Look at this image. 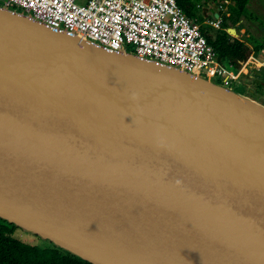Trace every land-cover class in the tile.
Wrapping results in <instances>:
<instances>
[{
	"label": "water",
	"instance_id": "obj_1",
	"mask_svg": "<svg viewBox=\"0 0 264 264\" xmlns=\"http://www.w3.org/2000/svg\"><path fill=\"white\" fill-rule=\"evenodd\" d=\"M241 77L0 7V220L88 264H264V104Z\"/></svg>",
	"mask_w": 264,
	"mask_h": 264
},
{
	"label": "built area",
	"instance_id": "obj_2",
	"mask_svg": "<svg viewBox=\"0 0 264 264\" xmlns=\"http://www.w3.org/2000/svg\"><path fill=\"white\" fill-rule=\"evenodd\" d=\"M81 3H78L80 2ZM0 7L24 14L55 31L78 35L112 52L137 55L199 73L230 87L242 74L264 68V50L239 71L221 63L201 32L220 30L222 20L192 22L176 0H0Z\"/></svg>",
	"mask_w": 264,
	"mask_h": 264
},
{
	"label": "trees",
	"instance_id": "obj_3",
	"mask_svg": "<svg viewBox=\"0 0 264 264\" xmlns=\"http://www.w3.org/2000/svg\"><path fill=\"white\" fill-rule=\"evenodd\" d=\"M249 0H176L178 7L192 22L201 23L202 8L216 6L222 20L220 30L205 26L201 32L208 44L213 48L221 63H227L234 71H239L243 63L254 53L264 50V39H250V45L238 40L227 33L229 26H236L246 12ZM213 19V16L212 18ZM219 31L218 33H213ZM248 73V72H247ZM246 73V74H247ZM244 74V77H246ZM257 84V83H256ZM260 86V85H259ZM15 228L0 220V264H88L74 256L46 246L45 243H27L14 236ZM45 245L46 247H44Z\"/></svg>",
	"mask_w": 264,
	"mask_h": 264
},
{
	"label": "rangeland",
	"instance_id": "obj_4",
	"mask_svg": "<svg viewBox=\"0 0 264 264\" xmlns=\"http://www.w3.org/2000/svg\"><path fill=\"white\" fill-rule=\"evenodd\" d=\"M78 3H81V1ZM209 13H211L210 10ZM231 28L236 30L237 36H234V34L231 35L250 45L251 48H253V45L251 44L250 39L262 41L264 39V0H249L245 14L241 17L236 26H229L227 29ZM218 32L219 31L213 33ZM249 73L250 74H246V77H244V74L241 75L242 77L239 79L240 83L235 90L245 96H249L261 104H264V68L250 71ZM212 80L215 81V79ZM20 233L21 232L18 230L15 232L14 236L19 238L21 237L19 235ZM24 236L25 238H22L23 242L39 245V243H37L39 241L36 238H33V236H30L29 238L26 237V235ZM43 246L46 247L45 245Z\"/></svg>",
	"mask_w": 264,
	"mask_h": 264
},
{
	"label": "flooded vegetation",
	"instance_id": "obj_5",
	"mask_svg": "<svg viewBox=\"0 0 264 264\" xmlns=\"http://www.w3.org/2000/svg\"><path fill=\"white\" fill-rule=\"evenodd\" d=\"M209 10L211 11V13H209ZM218 11H219V9H218L216 6H213V7H211L210 9H208V10L206 11L208 17H207V16H203V20H202L201 23L204 24L205 20L208 19L209 16L214 15V13H215V12H218ZM16 231H18V229H16ZM16 231H15V232H16ZM33 238H35V237H33Z\"/></svg>",
	"mask_w": 264,
	"mask_h": 264
},
{
	"label": "crops",
	"instance_id": "obj_6",
	"mask_svg": "<svg viewBox=\"0 0 264 264\" xmlns=\"http://www.w3.org/2000/svg\"><path fill=\"white\" fill-rule=\"evenodd\" d=\"M206 13H207V12H206ZM212 16H213V15L209 16V18H208V19L212 18ZM249 76H250V75H249ZM250 77H251V76H250Z\"/></svg>",
	"mask_w": 264,
	"mask_h": 264
}]
</instances>
